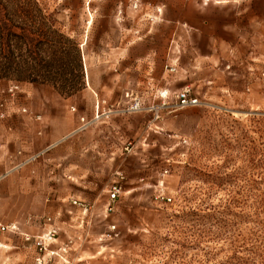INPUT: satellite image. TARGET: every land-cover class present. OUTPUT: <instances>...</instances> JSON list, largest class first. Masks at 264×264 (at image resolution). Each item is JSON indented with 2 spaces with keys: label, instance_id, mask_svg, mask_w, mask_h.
Here are the masks:
<instances>
[{
  "label": "rangeland",
  "instance_id": "1",
  "mask_svg": "<svg viewBox=\"0 0 264 264\" xmlns=\"http://www.w3.org/2000/svg\"><path fill=\"white\" fill-rule=\"evenodd\" d=\"M39 3L84 80H0V221L57 230L41 264H264V0Z\"/></svg>",
  "mask_w": 264,
  "mask_h": 264
},
{
  "label": "trees",
  "instance_id": "2",
  "mask_svg": "<svg viewBox=\"0 0 264 264\" xmlns=\"http://www.w3.org/2000/svg\"><path fill=\"white\" fill-rule=\"evenodd\" d=\"M39 0H0V80L49 83L65 95L84 80L78 43L73 55Z\"/></svg>",
  "mask_w": 264,
  "mask_h": 264
},
{
  "label": "built area",
  "instance_id": "3",
  "mask_svg": "<svg viewBox=\"0 0 264 264\" xmlns=\"http://www.w3.org/2000/svg\"><path fill=\"white\" fill-rule=\"evenodd\" d=\"M171 70H174V68H172ZM175 98H176V103L174 105H172L175 107L174 109L185 108L188 106H198V105L205 104V103H203L201 98L193 91V88L190 87L189 85L182 88L181 90L177 91L175 93ZM1 106H2V104H0V107ZM73 109H75V108L73 107ZM141 109H142V106H141V103L139 100H135L128 107L129 112H138ZM22 111L28 112V109L26 107H24V108H22ZM101 115H103V114L101 113ZM1 116H4V112H1ZM35 117L39 121L42 119V116H40V115H36ZM121 178L123 179L124 176L121 175ZM110 191H111L110 199L116 200L120 196V193L122 191L121 182L116 181L114 183V185L112 186ZM162 198L165 199L166 197H162ZM166 200L168 202H171L172 198L167 197ZM8 232L22 233L26 236L27 240L31 239V236L29 234L21 231V229L17 223H10V224L0 223V239ZM56 232H57V230L55 228H52L47 233H45L44 235L36 238L35 244L37 245L39 251L46 250L47 241L51 242V240H53V237L55 236ZM0 246H2L1 243H0ZM37 261H38V264H41L42 263L41 257L38 258Z\"/></svg>",
  "mask_w": 264,
  "mask_h": 264
},
{
  "label": "crops",
  "instance_id": "4",
  "mask_svg": "<svg viewBox=\"0 0 264 264\" xmlns=\"http://www.w3.org/2000/svg\"><path fill=\"white\" fill-rule=\"evenodd\" d=\"M107 108L109 110V106H106V105L101 106L100 102L97 103L96 110H95L96 115L94 116L92 121L98 120V118L102 119L103 116L98 117V115L101 113L104 115H110V113L109 114L105 113L106 112L105 109H107ZM109 111H111V110H109ZM76 131L77 130L75 129V132ZM59 154H61V153H59ZM69 155L73 156V153L70 152ZM74 155L76 156V154H74ZM76 159L77 158H75L74 162H72V164H71V166H74L73 168H75V169L77 167V160ZM73 168H72V170H73ZM0 223L8 224L7 222H4V221H0ZM48 227L43 229V230H38L39 232H37V233H32V232H27V231H26V233L29 234L30 236H33V237L35 236V238H38L39 236H42L49 231ZM0 243L2 244V246H0V249L5 248V251H9V253H11L9 255V257L11 258V261L16 260V256L19 254V255H21L22 258L25 257L26 261H30L31 264H35L37 259L40 258L42 255L39 252V249H38L37 245L35 244V242H34V245L32 244L30 247H28L24 241L22 242V245H18V244L13 243L12 240H10L8 238V236H3L0 239ZM17 249H19V251H17ZM6 262L7 261H5V263Z\"/></svg>",
  "mask_w": 264,
  "mask_h": 264
}]
</instances>
